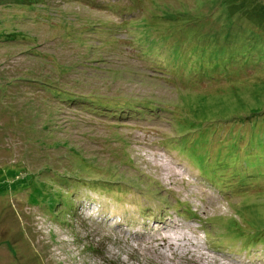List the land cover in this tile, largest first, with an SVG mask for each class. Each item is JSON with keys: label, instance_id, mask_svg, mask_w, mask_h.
Listing matches in <instances>:
<instances>
[{"label": "rangeland", "instance_id": "374dc122", "mask_svg": "<svg viewBox=\"0 0 264 264\" xmlns=\"http://www.w3.org/2000/svg\"><path fill=\"white\" fill-rule=\"evenodd\" d=\"M0 264H264V0H0Z\"/></svg>", "mask_w": 264, "mask_h": 264}, {"label": "bare ground", "instance_id": "6f19581e", "mask_svg": "<svg viewBox=\"0 0 264 264\" xmlns=\"http://www.w3.org/2000/svg\"><path fill=\"white\" fill-rule=\"evenodd\" d=\"M101 5V4H100ZM108 12V11H107ZM109 13V12H108ZM107 14V13H106ZM46 35V34H45ZM120 116V115H119ZM120 128V127H119ZM123 132V131H122ZM137 137V136H136ZM133 138V137H132ZM138 142V141H137ZM139 144V143H138ZM171 173V172H170ZM175 176V175H174ZM122 216V215H121ZM121 218V217H120ZM161 223V222H160ZM248 230V229H247Z\"/></svg>", "mask_w": 264, "mask_h": 264}]
</instances>
